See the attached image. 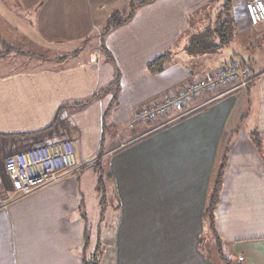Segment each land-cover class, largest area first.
I'll return each instance as SVG.
<instances>
[{
	"label": "crops",
	"instance_id": "1",
	"mask_svg": "<svg viewBox=\"0 0 264 264\" xmlns=\"http://www.w3.org/2000/svg\"><path fill=\"white\" fill-rule=\"evenodd\" d=\"M222 1L156 0L101 42L108 14L125 11L128 0H0V173L7 157L65 140L84 168L97 156L105 161L116 204L106 233L112 264H211L205 210L224 154L218 235L235 261L264 264V61L252 50L253 42L264 44V26L238 27L246 0H232L231 51H184L204 28L200 20L215 22ZM21 43L63 54L37 55ZM102 44L119 70L117 84ZM166 53L163 70L148 72ZM233 62L254 76L242 94L205 92L167 113L157 131L144 132L151 121L132 125L140 110ZM106 127L112 134L103 142ZM6 147L17 151L3 155ZM84 168L0 212V264H82L91 228Z\"/></svg>",
	"mask_w": 264,
	"mask_h": 264
},
{
	"label": "built area",
	"instance_id": "2",
	"mask_svg": "<svg viewBox=\"0 0 264 264\" xmlns=\"http://www.w3.org/2000/svg\"><path fill=\"white\" fill-rule=\"evenodd\" d=\"M249 25L264 26V0H249L244 5ZM254 76L250 69L240 63H229L206 78L189 82L179 92L165 97L160 104L144 108L134 115L132 122L152 120L165 115L171 109H178L206 91H213L231 85L227 93L246 88ZM75 155V145L70 140L49 145L35 146L24 152L7 157L3 171L8 189L0 193V212L8 209L13 199L27 197L61 181L67 175L84 168ZM0 181V188L4 187Z\"/></svg>",
	"mask_w": 264,
	"mask_h": 264
},
{
	"label": "trees",
	"instance_id": "3",
	"mask_svg": "<svg viewBox=\"0 0 264 264\" xmlns=\"http://www.w3.org/2000/svg\"><path fill=\"white\" fill-rule=\"evenodd\" d=\"M156 0H128V14L126 16L121 15L118 11H111L103 26L101 31V42L102 39L108 35L110 32L114 31L115 29L126 25L134 16L135 12L142 6L151 4ZM232 0H223L222 6L219 12L216 15L214 27L211 28L210 26H206L203 29H199V31L194 32L190 35L187 45L184 47V51L192 57H197L201 55H208V54H216L224 47H227L230 42L233 40L234 37V30H235V23L233 18L231 17V9H232ZM101 51L104 53L105 57L109 60V62L113 65L115 71V77L113 81V85L117 84L119 81L120 73L117 69L111 54L106 50L104 45L102 44L100 47ZM169 53L159 56L155 60L151 61L147 64V70L150 73H159L163 70L165 61L169 58ZM63 109L60 108L56 115L55 120L58 119L61 111ZM251 137L256 140L258 137L257 133L252 132ZM94 169L98 173V181L96 184V190L101 195V214L104 210V198H105V188L102 183V165L100 160L95 161ZM226 163V156L225 154L221 157L220 163L214 173L211 190L209 192L205 210V220L207 231L213 243V248L216 251V255L224 264H243L242 262H237L235 259L231 257H226L224 252L228 251L225 248L224 243L220 239L217 229H216V218H215V211L217 207V202L219 199L220 187L222 182L223 176V169ZM102 216V215H101ZM100 216V217H101ZM102 219V218H101ZM84 244L85 249L88 247L89 244V234L88 232L84 235ZM99 248L100 244L97 242L96 250L92 255L85 256L83 255L82 264H100L99 263ZM84 254V253H83Z\"/></svg>",
	"mask_w": 264,
	"mask_h": 264
},
{
	"label": "rangeland",
	"instance_id": "4",
	"mask_svg": "<svg viewBox=\"0 0 264 264\" xmlns=\"http://www.w3.org/2000/svg\"><path fill=\"white\" fill-rule=\"evenodd\" d=\"M240 2H243V1H240L239 0L238 4H240ZM246 2H248V0H246ZM245 3L242 4L241 7L237 8V10L239 12L238 15H237L238 16L237 17L238 18V25H237L238 27L240 25H242V26L245 25L246 26V24L248 22L247 16H246V13H245V10H244ZM234 4L236 5L237 2H235ZM128 10L129 9H128V2H127V8H126V10L125 11H122L121 13L119 12V13L121 15H123V16H126L128 14ZM209 20H210V18H209V16H207L205 18V20H200V25H204V27H206V26H210L211 27L212 26V28H213L214 27V21L212 23V22H209ZM252 29H261V28H252ZM254 36L256 37V34ZM94 42H95L94 39H92V42L91 43H94ZM257 42L258 41L253 42V45L254 46H252V50H253V52L255 51V54L257 53L256 54L257 59L263 64V61H264V44H259L258 45ZM21 45H23V48H24L25 51L27 49V51L30 50L33 53L37 54V55L38 54H43V56L46 55L48 57H55V56H58L59 54H63V53H58V51H56V52H53V51H44L43 48H41V46L40 47L37 46V45L34 46L31 43H29V46H28V44H25L24 45L23 43H21ZM42 46H44V45H42ZM88 49H90V48L87 47V50ZM69 50H72V49H66L64 52H67ZM226 51H231V48L230 47H227L226 48ZM224 56H227V54L225 53ZM23 61L21 62V64L23 63ZM21 64H19V65H21ZM32 65H33V62H30L29 61V58H28V61L26 63V66H32ZM12 66L15 67V64H13ZM230 88H231V85L230 86H227V87H223V88H217V89H215L213 91H206V93L209 92V93H212V94H216L215 96L213 95V97L220 98V97L225 96V95H228V94H236V93L237 94L238 93L239 94H242L243 92L246 91V89L248 88V86L246 88L236 89V90H234L232 92L227 93ZM219 90H224V91H219ZM218 92H221V93H218ZM201 95H199V96H201ZM198 97H196V98H198ZM191 100H193V99H191ZM190 101H188V103ZM171 110H173V109H171ZM170 111H168L167 113H169ZM165 115L157 116V117H155L152 120H146V121H142V122H131V123H132V125H135L136 123H147V122H150L151 121L153 123L152 124L150 123V125H148L147 130H144V132L149 131L151 129L152 130L155 129L157 131V130H160L161 128H164L165 127V124L167 122L166 119H165ZM106 128L104 130L103 142L107 141L108 140V137H110L111 134H112V130L110 128H108V127H106ZM251 132H250V134H251ZM246 135L251 136V135H249V132H247ZM225 137H228V136L225 135ZM104 145H105V143H104ZM8 148H11V149H8ZM13 148H15V147H13ZM13 148L12 147H6L4 150H2L3 155H8V154L15 153L17 150L14 151ZM18 148L19 147H17V149ZM20 152H18V153H20ZM236 152H237L236 149H234L231 154H234L235 155ZM97 159H98V156L95 159H93L88 165L86 164L87 166L85 168H86V171H87L88 175H86V176L83 177V183H84V185H83L84 188L83 189L85 190L84 195H85L86 201H87V217H88V222H89L90 227H91L90 228V243H89L88 249H87L88 250L87 251V256H90V255H92V253H94V251L96 250L97 242H99V244H100V248H99V253H100L99 263L100 264H112V258L110 256V254H112V252H111V249H112L111 246L113 244V241H106L107 238H108V237H106V233H108L107 232V229L108 228H109L110 233H111V230H112L111 223L114 222V220L116 219L115 218V215H114L115 212H116L115 211L116 210V208H115L116 207L115 206L116 204L112 200V196L110 194V191H111L110 190V182L109 183L107 182L108 179H109V177L107 176L108 175V170L105 167V161H104L101 164L102 165V174H103L101 178H102V183H103L104 187L106 188V193H105L106 196L104 198L105 199L104 200V210H103V213L101 214V206H100L101 195L99 194V192H97V190H95L97 181H98V179L100 177V176L98 177V173L94 169V166H95V163H96L95 161ZM1 174L2 173H0V181L4 180L6 178L5 174H3V177H2ZM91 175H92V179L89 178ZM210 184H212V183H210ZM210 189H211V185H210ZM2 191L3 190H2V187H1L0 188V193L1 194H2ZM17 200H19V199H13V202L14 201H17ZM103 232H104V237L101 236V234ZM101 238H104V241H101L102 240ZM97 239H98V241H97ZM205 239L206 240H204V247L206 249L207 260L211 264H224L219 259V257L216 255V251L213 248V243L211 241V238L209 236L208 231H206ZM224 254H225L226 257L232 256L229 253V251H225Z\"/></svg>",
	"mask_w": 264,
	"mask_h": 264
},
{
	"label": "water",
	"instance_id": "5",
	"mask_svg": "<svg viewBox=\"0 0 264 264\" xmlns=\"http://www.w3.org/2000/svg\"><path fill=\"white\" fill-rule=\"evenodd\" d=\"M235 264H239V263H235Z\"/></svg>",
	"mask_w": 264,
	"mask_h": 264
}]
</instances>
